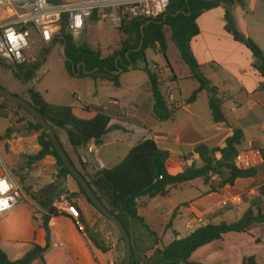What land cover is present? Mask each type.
I'll use <instances>...</instances> for the list:
<instances>
[{
  "label": "trees",
  "instance_id": "16d2710c",
  "mask_svg": "<svg viewBox=\"0 0 264 264\" xmlns=\"http://www.w3.org/2000/svg\"><path fill=\"white\" fill-rule=\"evenodd\" d=\"M234 3V0H172L166 13L158 19L124 20L118 27V32L121 35L119 48L108 56H103L99 50L92 49L86 42L77 47L76 41L66 32L65 20L61 23L60 34L54 36L52 42H59L63 46L64 67L71 77L76 76L78 66L79 75L77 76L79 78H90L95 82L108 81L114 88H119L121 74L141 69L148 78L147 88L153 100L152 116L156 122H165L173 117L179 106L167 103L166 96L161 90L164 80L161 71L152 70L149 67L145 62V54L147 51H158L163 55L166 68L171 72V79L174 81L176 78L166 57V32L168 31L170 40L176 47L182 62L190 70L191 79L198 83V88L185 101V104L193 103L200 92L206 91L209 95L208 107L213 123L226 125L227 121L222 111V99L219 97L218 89L200 72V66L193 56L190 43L199 34L197 19L207 11L223 7L224 31L235 42L244 45L251 52L252 68L264 79V51L236 28L231 12ZM237 3L244 6L242 0H237ZM96 17L94 14L91 21H96ZM141 62L144 64L140 67ZM31 67L35 69V65ZM18 69L20 74L18 75L14 71V76L22 75L26 82L32 79L34 72L28 66L24 65ZM28 93L30 103L44 117L45 121L54 127L55 132L56 129H59L65 133L67 142L72 152L76 154L82 169L86 165L80 163L79 150H84L86 145L91 142L100 146L102 138L106 134L122 130L117 125L110 126L112 118L101 113L97 107L52 105L34 90L30 89ZM2 103L6 102L2 101ZM2 108L0 104V110ZM0 117H4L1 112ZM27 126L29 131L40 132L37 137L39 151L34 156L28 157V165H33L35 162L52 156L59 167L58 178L64 180L70 177L68 170L59 160L40 125L35 122L28 123ZM9 132L10 128L6 130V135ZM242 141L241 130L233 129L232 135L225 140L223 148L210 149L204 144H198L194 147L193 152L198 155L202 166L197 168L191 164L176 174L168 172L169 153L160 149L152 139L140 141L130 149L119 164L111 168L99 169L93 176L82 174L80 171L82 169H78V171L88 181L98 199L111 214L119 219L131 237L132 259L130 264H196L190 262V257L199 248L221 240L224 235L229 233H249L253 225L264 223V183L257 190L256 201L251 203L252 207L243 214L241 220L233 223L222 222L216 225L208 223L197 228L185 238H175L162 249L156 248L160 238L149 229L144 219L139 216L138 201L143 197H165L169 187L197 179L208 183L213 175L221 177L218 188L227 185L233 186L238 179L255 177L256 168L244 169L236 165V158L239 154L238 146ZM258 152L264 169V149ZM216 154L219 155V158L215 157ZM225 173L227 176H224ZM49 189L52 190L45 191L42 198L38 199L39 211L34 213L40 214L41 227L46 233L49 232V220L61 215L52 207L55 187L50 185ZM78 189L86 201L93 206L79 186ZM211 190L216 192V189ZM87 235L96 247L102 252L106 251L105 248L97 244L92 234L87 233ZM119 241L122 242L120 237ZM44 251V248L35 245L22 258L10 261L6 254L0 250V264H32L37 259L43 261ZM149 252L151 254L148 256ZM241 264L257 263L254 256H248L242 259Z\"/></svg>",
  "mask_w": 264,
  "mask_h": 264
},
{
  "label": "crops",
  "instance_id": "0c3cea01",
  "mask_svg": "<svg viewBox=\"0 0 264 264\" xmlns=\"http://www.w3.org/2000/svg\"><path fill=\"white\" fill-rule=\"evenodd\" d=\"M243 4L244 6H240L238 3H234L231 12L236 28L249 38L251 37L248 32L249 26L256 28L257 25L264 24V20H258L257 24H255L253 21L254 12L252 11L251 15H249V4L247 1L245 3L243 1ZM261 4V8H264V0H261ZM88 21L90 22H87V25H90L92 23L91 19ZM196 23L199 34L192 39L190 43L191 50L200 66V72L218 89L219 97L222 99V111L226 117L227 124H215L211 118V123L201 128L194 122L193 118H196V116L192 117L191 108L195 106L202 94H205L208 106L209 95L206 91L200 92L193 103L189 105L184 103L181 106L178 105L179 103L171 94L167 93L168 98L166 101H169L168 104L179 106V109L171 119L165 122H156L154 118H148V113H146L145 118L143 116L144 105L132 101L131 105L134 108L132 119L137 121L136 125H134V121L131 124H127L122 116L116 117V122H114L113 120L115 119L108 115L112 118L110 126L117 125L122 130L110 132L102 140L107 138L111 133H122L124 136H133L136 131L143 130V136L136 138L137 141L141 139L154 140L160 149L169 153L167 162L168 172L176 174L181 172L184 166L189 167L193 163L194 165L195 163L198 164L197 168L202 166L198 155L193 152L196 145L204 144L210 149L223 148L225 140L232 135V130L239 129L243 134V141L238 146L239 153H242L239 167L241 166L244 169L260 167L262 161L258 151L264 149V79L252 68L253 57L251 52L244 45L235 42L224 31L223 7L203 13ZM253 40L260 46L256 39ZM156 68L158 67L156 66ZM158 70L161 71L164 77H170L171 75L169 69L166 68V64L163 68H158ZM173 74L176 79L171 82L166 81L161 86L162 91L166 83L175 84L179 81L174 72ZM187 79H191V73ZM121 87L122 83L120 82V87L116 89H120ZM147 96L148 100H152L148 88ZM73 98V106H90L81 105L79 97L74 96ZM107 104L114 106L117 104V100L108 98ZM150 106L152 113L153 100ZM103 109L108 111L106 106ZM183 110H185V116L178 117L177 113ZM137 117L140 118L136 120ZM122 139L124 138L121 137L119 140L115 139L113 141L109 140V142L106 141L104 144L101 143L100 146H97V157L103 164L101 169L111 168L119 164L128 154L130 150L122 160L116 159V156H107L105 162L101 159V147L117 146V144L123 142ZM79 154L80 156L83 155L84 150L83 153L80 152ZM72 155L78 162L76 154L72 152ZM181 160H184V162ZM72 163L74 164L73 161ZM172 163L178 165L182 170L179 168L180 170L172 171L169 168ZM75 167L79 170L82 169L79 162ZM99 169L100 167L96 164L95 158L90 157V163L80 171L86 176H93ZM61 181L64 182L65 187L63 191L57 188V191H60L59 199L64 197L77 207L83 230H78L72 219L63 213L49 220V232L46 233L41 227L40 217L36 218V215L40 214L33 215L28 208V213H30L28 216L31 215L39 222L35 223L33 227L21 222L13 224L10 232L8 230L6 233V238L0 239V245L5 247L3 249L0 248V250L6 254L8 260L15 261L22 258L35 245L44 248L43 261L37 259L32 264H119L122 262L124 259V247L123 243L119 241V235L114 225L86 201L85 197L80 194L76 182L71 177H67ZM253 182L254 178L238 179L234 182L233 186L227 185L221 188L219 193H208V187L203 185L202 180L197 179L169 187L165 197H168L173 191L176 197V204L173 209L178 208L176 219L184 218L186 227L193 232L208 223L216 225V220L225 218L228 211L236 210L242 205L247 206L246 211L252 207L251 203L256 201L258 197L257 190L262 185L253 187ZM244 194H246V197L242 198ZM140 199L138 201V214L142 217L139 212ZM234 199H240V201L233 202ZM224 201H228V206L221 205ZM206 216L209 217L203 222L202 217ZM142 218L144 219V217ZM259 225L263 227L264 223ZM252 227L248 234L251 233ZM149 229L151 230L150 227ZM13 230L15 237L9 235ZM87 233L92 234L97 244L105 248L106 251L102 252L96 247L89 239ZM230 234L235 233L226 234L221 240L214 241L196 250L191 255L190 262L196 264H231L232 260L235 259L238 264H241L242 259L248 256L243 254L233 256L234 252L224 247L225 240ZM159 238L161 244L162 239L161 237ZM175 238L182 239L176 233L173 235L172 241ZM260 243L263 244V241L260 240ZM160 244L156 248L162 249L166 247ZM249 256H254L257 264H264V249H261L258 254Z\"/></svg>",
  "mask_w": 264,
  "mask_h": 264
},
{
  "label": "rangeland",
  "instance_id": "374dc122",
  "mask_svg": "<svg viewBox=\"0 0 264 264\" xmlns=\"http://www.w3.org/2000/svg\"><path fill=\"white\" fill-rule=\"evenodd\" d=\"M234 1L236 4L237 0ZM243 1L244 3L247 1L249 4V15H251L252 11L254 12L253 21L255 24H257L258 20H264V8H261V0ZM104 12L109 13V10H104ZM85 28V42L90 45L92 49L99 50L103 56H108L115 50H118L121 35L118 32V26L113 27L107 16L104 15L103 17L97 18L96 21H93ZM248 32L251 36L249 38L253 42H255L253 39H256L261 46L259 47L264 51V24L257 25L256 28L249 26ZM59 34L60 31H57L55 36ZM166 34V57L179 81L175 84L166 83L162 92L163 94L166 93V99L168 98L167 95L171 94L179 103L178 105L181 106L198 88V84L192 79H187L190 75V70L182 62L176 47L171 42L170 33L167 31ZM26 56L29 61H35L30 65H35L32 79L24 85L18 84L10 73L11 68L4 69L3 65L6 64L0 62V87L28 102H30L28 91L31 89L39 93L46 102L59 106H73V97H79L81 105L96 106L101 113L113 117L115 119L113 120L114 122H116V117L122 116L127 124H131V122L134 121V125H136L137 121L132 119L134 108L131 102L134 101L144 105L143 116H145V118L147 115L146 113H148V118L153 119L150 109L152 100L147 99L146 83L148 78L141 69L121 74V79L119 81L122 83V87L116 89L108 81L95 82L90 78H79L77 75L72 77L69 76L64 67L65 58L63 46L59 42H51L45 45L40 41L39 37L33 35L30 39V47L26 51ZM145 62L152 70L163 68L166 64L165 58L163 55L159 54L158 51H147L145 54ZM143 64L144 63L141 62L140 67L143 66ZM156 66L158 68H156ZM14 71L16 74H20L19 69H13V73ZM163 79L165 81L163 80L162 86L166 81H172L171 75L170 77L163 76ZM204 95L205 94H202L201 97L198 98L195 106L191 108L192 117L196 116V118H193L194 122L201 128L208 126L212 118ZM108 98L117 100V104L114 106L108 105ZM167 103H169L168 100ZM0 104L3 107L0 112L4 116L0 117V152L4 156L9 167H11L16 181L25 197L19 201L18 205L0 215V239L3 240L6 238L8 230L10 232V229L13 228L12 226L16 222L17 224H19V222L28 224L32 227L35 223L39 222L36 218L40 217V215H36L35 219L31 215L28 216L30 214L28 213V208L33 215L36 211H39L37 201L39 198H42L45 191L52 190L49 189L50 185L55 187V192L53 191V207V204L59 201L60 191L56 189L58 188V190L63 191L65 185L64 182L61 181L62 179L58 178L59 167L52 156L35 162L33 165H28V157L34 156L39 151L37 137L40 132L29 131L27 129L28 123H35L34 119L23 109L13 104L8 102L2 103L1 99ZM105 106L108 108V111L103 109ZM177 116H185V110L177 113ZM139 118L140 117H137L136 120ZM8 128H10V132L6 135V130ZM142 132L143 130H138L133 136H124L122 133H111L108 135L107 138L102 140V144L106 141L109 142V140H119L121 137L124 139H122L123 142L117 144V146L111 145L101 147L102 161L105 162L107 156H116V159L122 160L131 148L142 141V139L140 141L136 139L143 136ZM56 134L65 152L71 157L74 164L77 165V159L72 155L65 133L56 129ZM80 152L83 153V150H79L78 153ZM215 157L219 158V155L216 154ZM181 161L184 162V160ZM195 166H198V164L195 163ZM169 168L172 171L182 170V168L173 163ZM185 168L187 167L184 166L183 169ZM255 168L257 169V174L253 177V187L264 183V169L262 164L260 167L257 166ZM224 176H227V174L225 173ZM220 182L221 177L217 175L211 176L208 183L202 181L203 185L208 187V193H219L221 188H218V184ZM211 189H216V192H212L213 190ZM245 195L246 194H244L242 198H245ZM175 198V194L172 191V194L168 197H143L140 199V215L144 217L146 224L151 230L161 237V244L159 242L161 246H167L172 241L175 233L180 238H184L192 232L186 227L184 218L176 219L178 208L173 209L176 204ZM246 208L247 206L242 205L236 210L228 211L225 218L216 220L215 223L237 222L243 217ZM208 217L209 216L202 217V221H206ZM14 234V230L9 233L12 237H15ZM260 240L263 241V244L260 243ZM224 247L232 250L234 252L233 256H237L238 254L249 256L260 253V250L264 249V225L263 227L259 224L254 225L250 234H230L225 240ZM0 248L3 249L5 247L0 245ZM150 254L151 252L147 253L148 256ZM231 264L238 263L234 259Z\"/></svg>",
  "mask_w": 264,
  "mask_h": 264
},
{
  "label": "built area",
  "instance_id": "2783aa9c",
  "mask_svg": "<svg viewBox=\"0 0 264 264\" xmlns=\"http://www.w3.org/2000/svg\"><path fill=\"white\" fill-rule=\"evenodd\" d=\"M172 0H0V62L11 69L28 66L26 51L30 47L33 35L47 45L52 42L63 20L66 32L73 40H78L86 27V22L95 14L98 18L107 16L113 27L120 26L122 21L155 20L164 15ZM109 10V13L104 12ZM106 13V14H103ZM9 68V69H10ZM264 146V144H263ZM90 157L103 167L97 157V146L91 142L84 148L80 163L88 165ZM239 153L236 165L239 166ZM23 192L16 181L11 167L0 152V215L9 211L24 199ZM240 199H234L238 202ZM228 201L221 203L225 206ZM60 214H67L77 229L82 231L80 213L77 207L66 198L53 204Z\"/></svg>",
  "mask_w": 264,
  "mask_h": 264
},
{
  "label": "water",
  "instance_id": "95a60500",
  "mask_svg": "<svg viewBox=\"0 0 264 264\" xmlns=\"http://www.w3.org/2000/svg\"><path fill=\"white\" fill-rule=\"evenodd\" d=\"M90 22V21H87ZM86 22V25H87ZM85 29L80 34V37L76 41L75 45L77 47L81 46L85 42ZM64 54V51H63ZM65 58V56H64ZM77 74L79 75V67L77 66ZM10 73L14 79L13 69H10ZM0 99L2 101L8 102L13 104L17 107L22 108L26 111L34 121L40 125L42 132L47 136L48 140L50 141L53 149L55 150L59 160L63 164V166L68 170L70 177L77 183L80 189L83 191L85 196L89 199L95 209L109 222H111L119 237L122 240L123 247H124V259L121 264H130L132 259V245H131V237L127 233L125 227L121 224L119 219L111 214L109 210L104 206V204L98 199L97 195L95 194L92 187L88 184V181L83 177V175L78 171L75 165L72 163L71 159L66 154L61 142L59 141L55 129L51 124H48L44 117L36 110V108L28 101L20 98L17 95H14L10 91L0 87ZM174 264V263H170Z\"/></svg>",
  "mask_w": 264,
  "mask_h": 264
},
{
  "label": "flooded vegetation",
  "instance_id": "af4514ba",
  "mask_svg": "<svg viewBox=\"0 0 264 264\" xmlns=\"http://www.w3.org/2000/svg\"><path fill=\"white\" fill-rule=\"evenodd\" d=\"M3 68H4V69H9L10 67H9L8 65H3ZM28 68L34 72V69H33L30 65H28ZM15 77H16L15 81H16L18 84H20V85H24V84L26 83V81H25V79L23 78L22 75H21L20 77H19V76H18V77L15 76Z\"/></svg>",
  "mask_w": 264,
  "mask_h": 264
}]
</instances>
